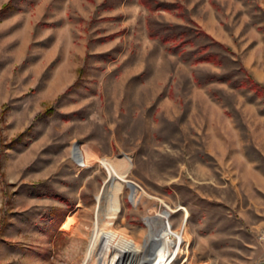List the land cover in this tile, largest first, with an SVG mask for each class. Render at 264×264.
I'll use <instances>...</instances> for the list:
<instances>
[{
    "label": "rangeland",
    "instance_id": "1",
    "mask_svg": "<svg viewBox=\"0 0 264 264\" xmlns=\"http://www.w3.org/2000/svg\"><path fill=\"white\" fill-rule=\"evenodd\" d=\"M154 1L174 9L14 0L0 19V264H103L108 230L143 244L157 223L170 264L264 261V90L246 83L264 86V0ZM89 146L124 176L108 227Z\"/></svg>",
    "mask_w": 264,
    "mask_h": 264
},
{
    "label": "bare ground",
    "instance_id": "2",
    "mask_svg": "<svg viewBox=\"0 0 264 264\" xmlns=\"http://www.w3.org/2000/svg\"><path fill=\"white\" fill-rule=\"evenodd\" d=\"M86 148L84 163H104L110 173V180L98 199L100 208L97 220L99 226L108 227V225L113 224V218L118 208L119 193L121 191V184L116 180H122L124 176L116 171L117 167L115 169V166L111 164L110 160L101 157L96 147L89 146ZM105 201L107 202L106 204ZM105 220L108 221V224L104 223ZM69 224L70 221L67 222V225ZM107 235V252L103 258V264H108V255L111 253V250H116V259L113 257L111 264H115L116 261V264H170L174 259V243L168 238L166 228L158 223L151 230L143 244H139L135 239L118 234L114 230H108Z\"/></svg>",
    "mask_w": 264,
    "mask_h": 264
},
{
    "label": "trees",
    "instance_id": "3",
    "mask_svg": "<svg viewBox=\"0 0 264 264\" xmlns=\"http://www.w3.org/2000/svg\"><path fill=\"white\" fill-rule=\"evenodd\" d=\"M141 2L145 5H147L151 10L165 9L168 11H172L174 9V4L168 3V2H158V1H154V0H141ZM17 9H19V7L16 6L14 0H9L0 8V19L6 17L9 13H11L12 11H15ZM196 26H197L196 30H198V31H196L197 34H204V35L207 34L200 27H198L197 24H196ZM148 31H149L150 37H154V38L158 37L164 43H169L172 40H176L178 38V34L176 32L169 31L168 28H165V27L157 28V27H155L154 22L152 20L148 21ZM110 37H112V35ZM198 61L216 62V61H218V59H217L216 55H209L205 58L199 59ZM247 78L248 79L246 80L247 81L246 83L251 84L256 89L264 90V86L261 83H259L258 81H256L251 74H248Z\"/></svg>",
    "mask_w": 264,
    "mask_h": 264
},
{
    "label": "crops",
    "instance_id": "4",
    "mask_svg": "<svg viewBox=\"0 0 264 264\" xmlns=\"http://www.w3.org/2000/svg\"><path fill=\"white\" fill-rule=\"evenodd\" d=\"M260 264H264V261H262V262H259Z\"/></svg>",
    "mask_w": 264,
    "mask_h": 264
}]
</instances>
